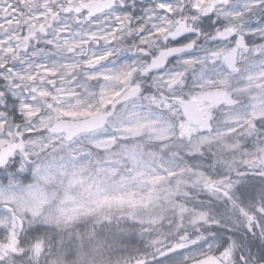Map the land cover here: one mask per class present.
I'll return each mask as SVG.
<instances>
[{
  "label": "rangeland",
  "instance_id": "374dc122",
  "mask_svg": "<svg viewBox=\"0 0 264 264\" xmlns=\"http://www.w3.org/2000/svg\"><path fill=\"white\" fill-rule=\"evenodd\" d=\"M90 1L106 0H0V264L53 229L56 250L32 236L30 257L264 264V0H115L88 16ZM170 44L185 50L147 72ZM132 86L104 128L46 131Z\"/></svg>",
  "mask_w": 264,
  "mask_h": 264
},
{
  "label": "water",
  "instance_id": "95a60500",
  "mask_svg": "<svg viewBox=\"0 0 264 264\" xmlns=\"http://www.w3.org/2000/svg\"><path fill=\"white\" fill-rule=\"evenodd\" d=\"M138 3H143L145 1L154 3L155 0H135ZM115 0H106V1H90L87 3L85 7V11L88 16H95L97 14H101L106 12L111 8L114 4ZM188 29L184 26L178 27L173 34L171 35V40H177L180 36L187 32ZM231 35V31L224 30L219 34L218 37H228ZM239 46H243V42H239ZM185 48H167L162 49L153 59L152 63L146 68L147 72L155 71L161 69L165 66L166 60L170 55L178 54L184 51ZM138 86L136 87H129L127 88L121 96L116 99L109 107L107 111L85 117L80 119H58L51 123L47 128L46 131L50 134L62 135L64 141L69 142L73 140L75 137L84 134L90 133L105 127L109 118L114 114L115 107L127 100L134 98L137 94ZM10 150L3 152L0 155V163L2 162L3 157L8 154Z\"/></svg>",
  "mask_w": 264,
  "mask_h": 264
},
{
  "label": "trees",
  "instance_id": "16d2710c",
  "mask_svg": "<svg viewBox=\"0 0 264 264\" xmlns=\"http://www.w3.org/2000/svg\"><path fill=\"white\" fill-rule=\"evenodd\" d=\"M132 1V0H131ZM134 4V3H133ZM1 94H3L2 93V91H1V88H0V95ZM28 134H21V136L23 137V136H27ZM258 137V136H257ZM210 148V147H209ZM212 148V147H211ZM205 151V150H204ZM197 159L199 160V161H201L200 159H202V160H208V158H207V155L203 152H200V153H198V155H197ZM200 158V159H199ZM202 162V164H204L205 165V163L203 162V161H201ZM259 195H256V197H258ZM260 197L261 198H258V199H256V201H259L260 200V202H263L264 203V196H262V194H260ZM206 207V206H205ZM210 211V210H209ZM211 212V211H210ZM214 212V209H212V214H214L213 213ZM226 214V218L227 219H229L230 218V212H228V211H226V212H224L223 213V215H225ZM45 230H47V229H44V231ZM186 231V230H185ZM193 230L190 228V230H189V232L188 233H190V232H192ZM46 232V231H45ZM39 232L41 235H38V234H36V235H30V236H27V237H24V245L22 246V250H21V253L20 254H18L17 255V258H15V259H13L12 261H17V262H21V264H50L49 262H50V260H49V262L47 261V254H44L42 257H39V259L37 260V258H34V257H30L28 254H29V252H30V248H31V246H30V244H32V240L33 239H31L32 238V236L34 237V236H36V237H40V238H42L43 240H45V249H48V248H53V247H55V250H56V248H57V246L59 245V238L62 236V235H60L62 232H58L56 229H53V231L52 232ZM97 234H102L103 232L102 231H100V230H97ZM38 233V232H37ZM23 234H27L26 232L25 233H23ZM21 235V234H20ZM29 235V234H28ZM34 244V243H33ZM73 253H70L69 252V254H67V255H72ZM21 260V261H20ZM17 262H15V264H17Z\"/></svg>",
  "mask_w": 264,
  "mask_h": 264
},
{
  "label": "flooded vegetation",
  "instance_id": "af4514ba",
  "mask_svg": "<svg viewBox=\"0 0 264 264\" xmlns=\"http://www.w3.org/2000/svg\"><path fill=\"white\" fill-rule=\"evenodd\" d=\"M181 25L186 26L185 24H181ZM188 32H189V31H188ZM188 32H187V33H188ZM184 34H186V33H184ZM184 34H183V35H184ZM183 35L179 38V41L181 40V38L183 37ZM172 43H173V42H172ZM172 43H171V44H172ZM171 44L169 45V47H171ZM169 47H166V48H169ZM163 49H164V48H163ZM188 113H189L192 117H194L195 114H196L195 111H194V109H192V108L189 109V112H188Z\"/></svg>",
  "mask_w": 264,
  "mask_h": 264
}]
</instances>
